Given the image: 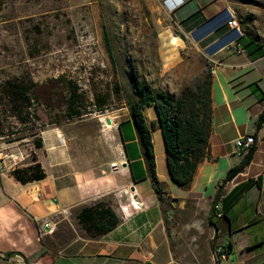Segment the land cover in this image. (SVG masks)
Listing matches in <instances>:
<instances>
[{
  "label": "crops",
  "instance_id": "0c3cea01",
  "mask_svg": "<svg viewBox=\"0 0 264 264\" xmlns=\"http://www.w3.org/2000/svg\"><path fill=\"white\" fill-rule=\"evenodd\" d=\"M175 2L178 6L172 15L179 28L178 44L199 54L204 70L207 65L213 68L212 129L205 157L187 188L171 181L164 148V168L156 162V177L171 198L190 194L213 198L228 170L247 153H236L234 141L254 134L250 164L224 185L211 214L216 231L210 225V239L213 248H228V258L215 264H264V123L256 129L264 112V15L255 32L242 31L239 36L228 26L235 16L227 0ZM238 37L243 38L241 43ZM234 44L243 52L235 53ZM124 111L110 128L111 141L121 154L119 172L109 170L108 141L103 156L95 151L77 155L67 149L62 133L50 130V148L36 154L45 172L42 181L21 185L0 173V264H174L164 205L151 180L141 179L146 170L142 158L128 161L124 152V144L137 142L129 113ZM143 113L148 126L156 122L151 140L155 133L162 136L154 107L144 108ZM100 201L117 215L118 226L97 237L75 229L80 210ZM71 218H76L74 225ZM11 252L21 256L1 259Z\"/></svg>",
  "mask_w": 264,
  "mask_h": 264
},
{
  "label": "rangeland",
  "instance_id": "374dc122",
  "mask_svg": "<svg viewBox=\"0 0 264 264\" xmlns=\"http://www.w3.org/2000/svg\"><path fill=\"white\" fill-rule=\"evenodd\" d=\"M227 1L243 32L260 27L264 0ZM178 29L164 0H0V173L32 164V155L50 148V130L62 133L77 155L103 156L108 141V160L119 161L112 129L101 126L99 112L126 114L134 78L178 93L205 71L203 58L178 44ZM69 84L77 89L79 118L66 114ZM152 143L155 165L164 168L162 136L155 133ZM158 188L174 264H215L213 198H171Z\"/></svg>",
  "mask_w": 264,
  "mask_h": 264
},
{
  "label": "trees",
  "instance_id": "16d2710c",
  "mask_svg": "<svg viewBox=\"0 0 264 264\" xmlns=\"http://www.w3.org/2000/svg\"><path fill=\"white\" fill-rule=\"evenodd\" d=\"M242 37H238L236 41L241 43ZM104 41L106 48L109 49V41L105 32ZM16 89L19 90L17 93L21 94L19 87L11 85V92H16ZM67 89L66 114L70 119L79 118L81 112L77 106L80 100L76 86L69 84ZM131 92L132 95L124 101V105L135 129L137 142L124 144V152L128 161L142 158L146 174L143 173L141 179L148 177L151 180L155 194L159 199L158 186L160 183L155 173L154 149L151 140V131L155 129L156 122L152 121L148 126L143 113L144 108L153 106L162 132L169 177L179 188H187L198 165L205 157L212 129L210 69L207 67L201 77L197 78L193 84L185 86L178 93H172L167 88L155 89L137 78L131 81ZM263 123L264 112L256 121V129H260ZM118 127L121 131V124ZM35 145L36 148H40L41 141L37 140ZM255 147L256 145L252 146L241 162L228 170L224 180L218 185L212 200V215L214 207L222 195L224 185L250 164ZM32 160V164L15 168L10 172L11 177L21 185L42 181L45 178V172L35 155H32ZM131 170L135 177L133 166H131ZM210 218L209 223L216 231V226ZM77 220L90 237L104 235L115 229L120 223L114 211L101 201L82 208L77 214ZM15 255L21 256L11 252L5 254L1 259L8 260Z\"/></svg>",
  "mask_w": 264,
  "mask_h": 264
},
{
  "label": "built area",
  "instance_id": "2783aa9c",
  "mask_svg": "<svg viewBox=\"0 0 264 264\" xmlns=\"http://www.w3.org/2000/svg\"><path fill=\"white\" fill-rule=\"evenodd\" d=\"M164 5L165 8H171L172 11L178 6V2H175V0H164ZM228 26L231 27L232 29H235L238 33L239 36L242 35V30L240 28V25L238 22H236L235 19H231L230 21H228ZM232 50L235 53H241L243 52V49L238 45V44H234L232 47ZM207 67H211V65H207ZM213 71V68H212ZM99 122L101 123V126L106 127L104 124V118L108 117L110 118V120L113 122L116 120V116L113 115H106V114H102L101 112H99ZM256 145V140H255V136L254 134H249V135H245L242 137H238L235 141H234V149L236 153H241V152H247L252 146ZM122 168V163L116 161V162H112L109 164V170L111 173H117L121 170ZM132 197V196H131ZM140 206L138 204H135V208H139ZM214 255L216 260H226L228 258V248L226 247H222V248H217L214 251Z\"/></svg>",
  "mask_w": 264,
  "mask_h": 264
},
{
  "label": "water",
  "instance_id": "95a60500",
  "mask_svg": "<svg viewBox=\"0 0 264 264\" xmlns=\"http://www.w3.org/2000/svg\"><path fill=\"white\" fill-rule=\"evenodd\" d=\"M104 124L106 127H110V128L113 127V122L108 117L104 118ZM125 166H126V164L123 165V167H125Z\"/></svg>",
  "mask_w": 264,
  "mask_h": 264
},
{
  "label": "bare ground",
  "instance_id": "6f19581e",
  "mask_svg": "<svg viewBox=\"0 0 264 264\" xmlns=\"http://www.w3.org/2000/svg\"><path fill=\"white\" fill-rule=\"evenodd\" d=\"M210 69V72L212 73V68L211 67H208ZM62 138V137H61Z\"/></svg>",
  "mask_w": 264,
  "mask_h": 264
}]
</instances>
